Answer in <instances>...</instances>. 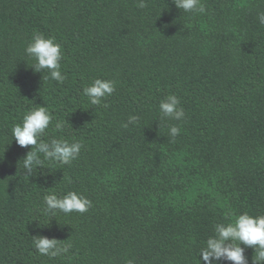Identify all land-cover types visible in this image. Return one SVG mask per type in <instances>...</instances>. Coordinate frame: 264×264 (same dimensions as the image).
Instances as JSON below:
<instances>
[{
  "label": "trees",
  "instance_id": "obj_1",
  "mask_svg": "<svg viewBox=\"0 0 264 264\" xmlns=\"http://www.w3.org/2000/svg\"><path fill=\"white\" fill-rule=\"evenodd\" d=\"M138 2L0 0V264H203L216 224L264 215V0H202L204 14ZM35 33L62 45L63 84L31 68ZM97 78L115 82L108 107L83 95ZM170 94L183 120L161 119ZM36 105L53 115L43 139L83 148L28 179L31 146L11 129ZM67 191L92 208L46 215L44 196ZM35 235L70 243L71 258L40 255Z\"/></svg>",
  "mask_w": 264,
  "mask_h": 264
},
{
  "label": "clouds",
  "instance_id": "obj_2",
  "mask_svg": "<svg viewBox=\"0 0 264 264\" xmlns=\"http://www.w3.org/2000/svg\"><path fill=\"white\" fill-rule=\"evenodd\" d=\"M178 9L187 13L204 14L206 8L202 0H173ZM138 7H145V0H139ZM257 19L264 25V11L257 13ZM25 53L33 58L35 63L31 66L34 72L43 73L48 70L49 78L63 84L67 79L61 70V61L64 59L62 45L55 41L54 37H45L42 33H35L31 42L25 48ZM115 82L110 79L97 78L89 86L84 87L83 95L87 96L92 105H102L107 97L115 92ZM161 119L183 120L185 110L180 106V99L170 94L164 97L159 103ZM140 117L131 115L127 123L122 126L138 123ZM53 121V115L46 106L36 105L28 111L21 123H17L11 129L12 136L16 143L23 148L31 146L23 160L25 177L30 179L38 168L44 167V161H50L60 165H71L78 159L83 148V142L73 139L69 141L60 138L43 139ZM57 129H62L63 124L57 122ZM169 134L175 138L180 134V128L173 125ZM43 157V159H42ZM92 201L85 195L76 191H67L62 195L51 192L44 196V213L49 216H56L58 213L71 214L86 213L92 208ZM234 218L229 223H218L214 226V234L209 236L204 246L200 249V262L203 264H249L246 255L247 249H253L256 253L252 257V264H264V215L252 216L247 212ZM33 244L37 252L49 259L57 257L71 258L69 253L72 245L64 244L55 238H48L41 235L32 236ZM243 245V247L241 246ZM129 264H132L129 261Z\"/></svg>",
  "mask_w": 264,
  "mask_h": 264
}]
</instances>
